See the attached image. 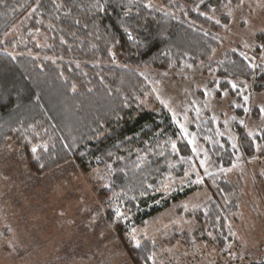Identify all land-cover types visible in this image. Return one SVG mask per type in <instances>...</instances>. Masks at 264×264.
<instances>
[{
	"label": "trees",
	"instance_id": "1",
	"mask_svg": "<svg viewBox=\"0 0 264 264\" xmlns=\"http://www.w3.org/2000/svg\"><path fill=\"white\" fill-rule=\"evenodd\" d=\"M152 1L0 0V147L13 140L37 174L69 161L94 174L98 195L130 216L126 227L186 198L197 178L188 139L148 98L139 70L187 73L208 62L219 46L210 16L241 0ZM211 65L223 89L232 90L228 81L264 89V68L253 70L239 51ZM213 124L206 117L192 128L214 169L230 166L240 148L252 158L255 143L264 161V130L242 134L237 149ZM211 179L224 206L211 200L206 214L224 228L221 214L236 211L241 183L219 173Z\"/></svg>",
	"mask_w": 264,
	"mask_h": 264
},
{
	"label": "rangeland",
	"instance_id": "2",
	"mask_svg": "<svg viewBox=\"0 0 264 264\" xmlns=\"http://www.w3.org/2000/svg\"><path fill=\"white\" fill-rule=\"evenodd\" d=\"M221 13L210 16L219 26L214 31L219 46L208 62L187 73L139 70L151 88L148 98L170 113L192 148L197 178L191 193L141 225L126 227L130 216L115 200L98 195L94 174L81 172L73 161L37 174L21 148L8 139L0 147V264L264 262V161L258 158L256 143L252 158L238 145L242 134L252 138L264 130V89L253 90L251 82L238 87L231 81L232 90L223 89L225 80L211 65L235 50L251 61L253 70L264 68V0H241ZM16 27L8 32H17ZM206 117L240 148L237 160L226 168L212 167L194 134L192 127ZM218 173L241 183L236 211L221 214L224 228L206 214L211 200L216 209L224 206L213 180L206 181ZM174 185L164 187L166 196ZM114 211L121 221L110 216Z\"/></svg>",
	"mask_w": 264,
	"mask_h": 264
},
{
	"label": "snow or ice",
	"instance_id": "3",
	"mask_svg": "<svg viewBox=\"0 0 264 264\" xmlns=\"http://www.w3.org/2000/svg\"><path fill=\"white\" fill-rule=\"evenodd\" d=\"M34 151H35V149H34Z\"/></svg>",
	"mask_w": 264,
	"mask_h": 264
}]
</instances>
